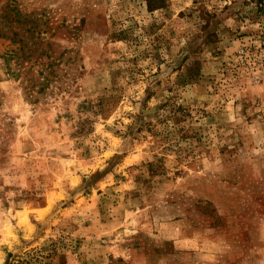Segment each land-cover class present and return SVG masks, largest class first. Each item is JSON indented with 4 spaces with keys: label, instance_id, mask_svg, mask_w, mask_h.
<instances>
[{
    "label": "rangeland",
    "instance_id": "obj_1",
    "mask_svg": "<svg viewBox=\"0 0 264 264\" xmlns=\"http://www.w3.org/2000/svg\"><path fill=\"white\" fill-rule=\"evenodd\" d=\"M0 0V264H264V0Z\"/></svg>",
    "mask_w": 264,
    "mask_h": 264
},
{
    "label": "trees",
    "instance_id": "obj_2",
    "mask_svg": "<svg viewBox=\"0 0 264 264\" xmlns=\"http://www.w3.org/2000/svg\"><path fill=\"white\" fill-rule=\"evenodd\" d=\"M258 1H260V4H262L261 0H258Z\"/></svg>",
    "mask_w": 264,
    "mask_h": 264
}]
</instances>
